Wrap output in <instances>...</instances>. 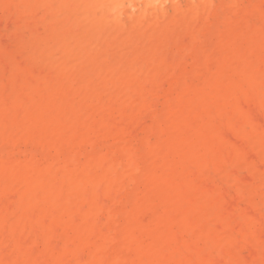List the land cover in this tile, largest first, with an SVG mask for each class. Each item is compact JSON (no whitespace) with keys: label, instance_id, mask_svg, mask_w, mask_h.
<instances>
[{"label":"bare ground","instance_id":"obj_1","mask_svg":"<svg viewBox=\"0 0 264 264\" xmlns=\"http://www.w3.org/2000/svg\"><path fill=\"white\" fill-rule=\"evenodd\" d=\"M12 17L43 36L0 45V264H264V0Z\"/></svg>","mask_w":264,"mask_h":264},{"label":"rangeland","instance_id":"obj_2","mask_svg":"<svg viewBox=\"0 0 264 264\" xmlns=\"http://www.w3.org/2000/svg\"><path fill=\"white\" fill-rule=\"evenodd\" d=\"M9 19L10 18H8V19L0 18V22H1L0 23V39L2 38V40H3L4 39L3 37H5V40H6V42H4V43H2V41H0V45L2 46L3 50H5V51H11L13 49L14 44H16L20 40H24L25 38H27L28 40L37 41V40H39L43 36V28H42V25H40V24L34 25L33 26L34 27L33 28L34 31L30 35H27L26 36V33L25 32H19V31L16 32L15 31L14 27H16L17 24H18L17 19H14L12 17V19L8 23ZM7 23H8V27L6 25ZM186 41H188V39H186ZM48 42L49 43H53V40L51 38H49L48 39ZM41 49L42 48H40V50ZM174 56H173V59L175 61L179 60L178 55H176L175 57ZM170 59H171V57L169 58V60ZM234 139H236V137ZM244 175L246 177H248L247 174H246V172L240 173V176L241 177H245ZM262 251H264V249H262ZM38 259H37V261L39 262L40 259L39 260Z\"/></svg>","mask_w":264,"mask_h":264}]
</instances>
